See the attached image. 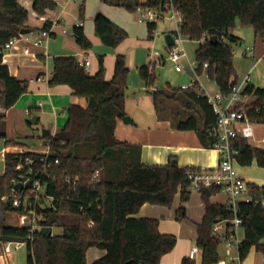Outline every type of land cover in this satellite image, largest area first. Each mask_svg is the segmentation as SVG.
Masks as SVG:
<instances>
[{"label":"trees","instance_id":"16d2710c","mask_svg":"<svg viewBox=\"0 0 264 264\" xmlns=\"http://www.w3.org/2000/svg\"><path fill=\"white\" fill-rule=\"evenodd\" d=\"M101 1L131 13L152 9L162 18L165 13L176 10L182 19V37L199 44L195 51L196 73L201 76L206 72L226 95L238 83L232 52L233 46L242 40L230 33L236 21L239 19L243 26L252 27L256 37L264 35V0ZM57 8L54 0H33V10L39 16ZM29 17L19 0H0V96L6 109L28 92V82L11 75L4 63V53L7 44L18 38L23 28H29ZM80 18L85 19L84 1L80 5ZM95 18V32L106 47L115 49L129 37L103 14L98 13ZM52 26L51 22H45L42 31L49 33ZM155 28L156 22L148 23L149 40ZM72 32L80 48H92L83 26H74ZM212 37L217 40L211 42ZM139 73L144 84L154 88L156 77L150 66L140 67ZM128 77L129 68L122 54L117 55L111 80L105 78L102 57L95 76L79 66L74 56L53 58L49 86H70L75 95L88 100V107L69 106L65 127L47 138L52 158L58 159L60 165L51 170L47 193L55 198V208L46 212L45 223L62 232L56 236L35 235L33 242L26 246L27 264H160L175 249L177 237L161 233L158 219L132 216L145 204L171 207L180 194L182 202L176 219L185 220L184 204L192 194L188 174L200 169L179 167L176 163L173 166L172 161L167 165H145L141 161L140 146L116 138L117 123L126 116ZM202 93L199 84L192 89H175L168 84L164 89L152 90V97L159 119L170 121L178 131H195L201 145L208 150L219 142L213 135L217 118ZM244 93L251 99L245 107L248 115L255 123H264V88L252 84ZM0 138H5V134L0 133ZM6 144L18 145L13 140ZM233 146L238 150L239 166L256 162L264 169V149L251 146L243 138L233 140ZM40 157L32 152L10 153L6 157L5 171L0 175V245L22 242L29 236L26 228L8 227L6 220L16 210L10 200L15 166L20 160ZM97 170L100 174L94 180ZM68 178L72 181L70 184L66 183ZM248 184L254 197L264 193V186ZM220 192L216 188L199 192L205 207L204 219L197 224L196 244L201 264L221 262L218 248L222 237L215 231L216 221H231L235 216L243 220L245 237L238 248L239 261L243 263L253 248L264 252V210L255 202H241L235 214L227 205L211 202L212 196ZM92 248L104 251V255L88 263L87 253ZM182 264L193 262L184 257Z\"/></svg>","mask_w":264,"mask_h":264},{"label":"crops","instance_id":"0c3cea01","mask_svg":"<svg viewBox=\"0 0 264 264\" xmlns=\"http://www.w3.org/2000/svg\"><path fill=\"white\" fill-rule=\"evenodd\" d=\"M58 8L54 11H47L44 16H39L33 10V0H19L29 12V29L32 33L20 35L14 45L7 49L4 53V63L7 64L10 73L13 77L21 81L28 82V92L21 95L17 103L10 109H6L3 105L0 96V133L5 134L2 138V143L13 140L18 145L10 147L11 152H34L42 153L46 150L47 143L43 140L40 146L35 145V139H40L38 134L32 136V145L27 144L24 138H31L29 132V124L26 121L29 116L37 118L36 124L41 128V131H51L50 136H54L60 132L68 121L67 109L71 105H79L83 108L88 107V100L84 97L75 95L73 89L68 85H58L50 87L48 80L53 71V58L59 56H74L76 59L87 58L90 60V68L87 71L90 76H95L100 70V58H103L106 80H111L114 76L115 64L117 55L122 54L126 57V65L129 71L133 69L139 73L140 67L150 66L151 73L156 77V68L151 69L153 60L156 56L161 57L157 53L156 45L160 44L163 39L167 43V36L174 37L177 29V21L169 19L170 24H161L159 30L158 22L153 33V38L149 40L148 23L143 26L144 22H136L131 12L125 8L110 6L104 4L101 0L94 3V7H89L88 3L85 19L80 18V5L74 0H54ZM84 3L86 0H83ZM82 1V2H83ZM138 12V11H137ZM101 13L108 19H111L116 25L124 29L128 36L117 48L111 49L106 47L95 32L94 19L95 16ZM37 20L40 23H37ZM45 22L53 24L49 36L44 35L42 27ZM82 24L84 32L92 43L90 50L80 48L73 36V27ZM174 26V29L172 28ZM165 35L162 38V35ZM175 38V37H174ZM37 39H42V45H35ZM185 41H188L184 39ZM183 47L185 50V46ZM199 45V44H198ZM168 50L171 46L167 44ZM152 48L155 50L152 52ZM196 47L195 51L197 50ZM146 53H143L142 51ZM186 52V51H185ZM254 48V55L256 58ZM188 55V54H187ZM186 55V56H187ZM245 57V56H244ZM250 57V56H248ZM247 57V58H248ZM164 59V57L162 56ZM263 57L257 59V63L262 62ZM165 62V61H164ZM195 67V64L193 65ZM176 70V69H175ZM196 75L190 83L195 81L205 90L203 81L193 68ZM177 72V70H176ZM181 72L178 73H182ZM239 73V72H238ZM238 77L240 78L239 74ZM131 74V73H130ZM140 74V73H139ZM264 79V78H263ZM260 80V78L258 79ZM262 80V79H261ZM263 81V80H262ZM261 84L253 85L261 88ZM130 76L128 77V88L126 91V116L129 118L128 123L123 119L119 120L116 126L115 135L120 141L128 142L140 146L141 161L145 165H167L174 161L179 167H193L198 169H215L219 164V153L215 149L204 148L198 135L195 131H178L170 121L159 119L154 109L152 90L157 89L155 83L154 88H148L144 81L138 82L137 87H131ZM218 88V87H217ZM0 89H2L0 85ZM219 89V88H218ZM27 124V126H26ZM35 124V125H36ZM33 126V125H32ZM31 128V127H30ZM254 128L253 139L248 140V143L253 147L264 149V128L258 126ZM43 139V138H42ZM48 142V141H47ZM238 170V168L236 169ZM241 178H244L247 172L237 171ZM259 186L264 184L257 180L251 181ZM219 194V193H218ZM212 196L213 204L224 205L228 203L227 198ZM180 194L176 196L172 207L158 206L145 204L133 218H152L160 221L159 230L163 234L177 235V245L175 249L165 255L160 264H182L184 257L190 258L191 249L183 244V238L180 231L184 228L183 224H176V212L181 205ZM187 217L192 222L190 231L195 234L197 240V224L204 219L205 207L202 201L201 194L192 196L189 202L184 204ZM183 223L182 221H177ZM223 222L217 224L218 233L221 230ZM225 224V223H224ZM226 225V224H225ZM183 227V228H182ZM244 236V234H243ZM245 237V236H244ZM227 251V250H226ZM92 252L93 259L88 261V254ZM230 257L225 261L221 256L219 264H243L237 263L239 260L238 248L237 256L233 255L231 250ZM228 253V252H227ZM104 255V251L92 248L87 253V262L92 263ZM200 256V252L196 254V258ZM6 264V262H0ZM10 264V262H8Z\"/></svg>","mask_w":264,"mask_h":264},{"label":"built area","instance_id":"2783aa9c","mask_svg":"<svg viewBox=\"0 0 264 264\" xmlns=\"http://www.w3.org/2000/svg\"><path fill=\"white\" fill-rule=\"evenodd\" d=\"M141 13L140 22L154 23L157 19H161L162 16L158 12L152 9H139ZM172 18L177 21V29L174 35V46H171L168 51V60H170L177 72L183 70L181 61L186 58L187 54L184 50V39L180 32L182 19L177 18L179 14L176 10L172 9ZM164 17V16H163ZM79 26H82L80 24ZM50 32H44L45 36H49ZM17 38L10 41L5 47V51L10 49L16 42ZM44 41L37 39L35 45H42ZM233 55L235 51L233 50ZM254 49L247 48L244 52V56H253ZM162 56H156L151 65L152 68H156L162 63ZM79 66L84 67L86 71L90 68V60L87 58L77 59ZM207 67V64H205ZM252 78L250 74L243 79L240 84L237 83L229 94H224L218 90L214 95H208L203 89L202 96H206L208 103L213 108L215 116L217 118V126L214 129L213 135L217 137L219 142L215 145L214 149L219 153V164L215 169H200L188 174V180L190 182V189L192 191L201 192L203 189H219L221 192H225L228 196L227 206L235 214H237L238 205L241 202H255L264 210V193L259 197H254L250 191L249 184L238 175L236 170V156L238 150L233 146V140L235 139H253L254 136V121L248 115L247 110L244 108V103L250 99V97L244 93L247 86L252 85ZM198 84L197 81L190 83L189 85H182V89H192ZM155 90V89H153ZM10 147L6 143L0 148V161L3 162L4 167L6 157L10 153H22L11 152ZM34 153V152H33ZM40 154L38 159L26 158L20 160L14 168L16 177L12 180V194L10 200L13 207L16 209L14 214L18 218L19 227L26 228L29 236L22 242H7L1 244L3 251L0 254V262H6L8 264L9 257L15 250H19L21 246H27L29 242H33L35 235L40 234L46 225V212L49 209L55 208V198L47 193L49 188V181L52 179L51 170L60 165L58 159L52 158V152L47 142L46 150ZM100 171L97 170L93 179H98ZM72 181L68 178L67 184ZM21 184V190H15L17 185ZM226 224V234L223 236V240L227 243V254L230 255L233 247L239 248L243 242V238L239 235L238 230L242 228L243 220L235 216L234 220L224 222ZM217 226V225H216ZM49 236H56L54 234V228L49 227ZM61 232L62 230L58 228ZM57 229V230H58ZM215 231H218V227H215ZM60 232V233H61ZM59 233V234H60ZM200 252L198 248H193L190 253V259L194 260L196 254Z\"/></svg>","mask_w":264,"mask_h":264},{"label":"rangeland","instance_id":"374dc122","mask_svg":"<svg viewBox=\"0 0 264 264\" xmlns=\"http://www.w3.org/2000/svg\"><path fill=\"white\" fill-rule=\"evenodd\" d=\"M74 1L77 3V5H80L83 0H74ZM97 1L99 0H86L85 9H87L88 3H91L89 7L92 8L94 7V3H98ZM85 15H86V10H85ZM130 15H133V18L136 22L140 21L139 19L141 17V13L139 11L136 13H131ZM177 18H180V16H177ZM169 19L171 20L173 19L171 12L165 13L163 18L156 20V22H158V25H159V30L161 29L160 27L161 24L172 23L173 25V22H175L174 19H173V22H171ZM37 23H40V21L37 20ZM146 24L147 22L143 23V26L145 27ZM242 24L243 23H241V21L238 19L235 23V26L230 31L232 35L242 40L239 45L233 46V49L235 51L234 64H235L236 71L239 72L238 74L240 76V78L238 77V83L240 84L241 82H243V79L250 74V77L252 78V81H253L252 83H255V85L263 83L259 87L264 88V79H263L264 78V59H262V62L257 63V65L253 67L256 64L257 59L259 57L264 58V35H262L261 37L260 36L256 37L254 29L252 27L243 26ZM172 28L174 29V26H172ZM160 35H162V32L160 33ZM164 36L165 35H162V38H164ZM184 46H185L186 54L188 55L186 58H184L181 61L183 72L178 73L175 70L174 64L170 60L167 59L169 50H168L165 39H163V41L160 44L156 45L155 48L157 50V53H159L160 55L162 54V56L164 57L161 65H158L156 67L157 70H155L156 71V84L158 86L157 87L158 89H164L166 88L168 84H170L172 88L178 89V88H181L182 85H189L190 82L194 78H196V75L193 71V68L195 67L193 65L195 64V49L198 46V43L192 42V41H185ZM247 48H253V49L255 48V51H256L255 59L252 58L251 56L248 58L244 57V52ZM154 49L152 48V52L155 51ZM142 52L146 53L144 50ZM129 76H130V85H132L131 87H137L138 82L142 80L140 77V74L137 71H134L132 69L131 72L129 71ZM259 78L260 80H258ZM200 80L203 81L205 91L207 92L208 95L214 96L218 92V88H217L215 81L210 79L208 75L206 74V72H204L201 75ZM250 102H251V99L247 100L244 103V108ZM177 107H175V110L177 109ZM26 119H27L26 121H29L30 120L29 116ZM258 126H261L264 128V123H257V122L254 123L255 128H257ZM28 129H29V132H30L29 134L31 138H24L25 139L24 141L27 144L32 145V136H34V134L35 135L38 134L40 139H35V145L39 147L41 142L44 140L41 137L42 131H41L40 126L36 124V125H33L31 128L29 127ZM262 137H264V135ZM3 146L4 144L2 143V138H0V148ZM237 168L239 172L241 171L247 172L243 178L247 183H251V181L257 180L259 183L264 184V169L260 168L256 162H253L250 166H239L238 164H236V169ZM4 171H5L4 164L3 162L0 161V175H3ZM198 195H199V192L192 191L191 197L198 196ZM217 196L223 199L224 198L228 199V196L225 192H220ZM174 222L176 224L184 225V228L182 227L183 229L182 231H180V234L183 238V244L186 247L188 246L190 249L192 247H197L195 234L193 236V232L190 231V228L192 227V222L190 218L187 217L185 220L182 221L183 223L177 222L176 220ZM6 223L8 227H19L18 218L14 213H10L7 216ZM226 229L227 227L223 222L221 230L219 231V234L221 235L222 238L226 234ZM60 232L61 231L59 229L57 230V228H54L53 230L54 234H59ZM238 232L241 238L244 237L243 228H240ZM226 250H227V243L222 239V243L219 245L218 251H220L219 253L225 261H227L228 258L230 257L227 254ZM231 250L234 252L233 255L237 256V248L233 247ZM2 251H3V248L0 245V254H2ZM27 256H28L27 247L21 246L19 250H15L12 253L8 261L10 262V264H27ZM92 257L93 255L91 252L88 254V261H91L93 259ZM236 262L240 263L239 260H237ZM195 264H201V258L197 257ZM243 264H264V252L257 251L255 248H253L249 256L243 262Z\"/></svg>","mask_w":264,"mask_h":264},{"label":"water","instance_id":"95a60500","mask_svg":"<svg viewBox=\"0 0 264 264\" xmlns=\"http://www.w3.org/2000/svg\"><path fill=\"white\" fill-rule=\"evenodd\" d=\"M30 33H32V30L31 29H29V28H23L22 30H21V33H20V35H27V34H30ZM217 39H216V37H212V39H211V42H213V41H216ZM174 43H175V41H174V37L172 36V35H169V36H167V44L169 45V46H174ZM128 120H129V118H127V117H125V118H123V121L126 123H128ZM36 122H37V118L36 117H33L32 119H30L29 121H28V124H30V125H35L36 124ZM51 131H48V130H43L42 131V138L45 140V144L47 143V138L51 135V133H50ZM172 165L174 166L175 165V162L174 161H172ZM22 189V185L21 184H19V185H17L16 187H15V190H21ZM221 221H216V224H218V223H220ZM49 227H44L42 230H41V235H43V236H47V235H49L50 233H49Z\"/></svg>","mask_w":264,"mask_h":264}]
</instances>
